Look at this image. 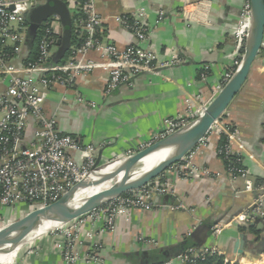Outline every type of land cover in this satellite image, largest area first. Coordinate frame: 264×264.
I'll return each mask as SVG.
<instances>
[{
  "label": "crops",
  "instance_id": "obj_1",
  "mask_svg": "<svg viewBox=\"0 0 264 264\" xmlns=\"http://www.w3.org/2000/svg\"><path fill=\"white\" fill-rule=\"evenodd\" d=\"M247 1L92 0L103 19L98 32L103 44L150 49L157 64L169 66L142 74L133 86L122 85L107 95L112 61L99 50L91 51L85 60L93 62V70L77 76L69 88L56 87L45 103L46 112L57 113L62 135L94 146L97 157L103 151V162L138 152L167 121L208 106L220 93L233 66L234 33ZM69 9L75 14L78 6L73 2ZM126 17L147 29V41H138L120 24ZM61 28L64 34L62 23ZM27 48L26 42L24 59ZM4 90L0 84V93ZM33 132L31 125L29 142ZM222 134L231 152L242 158L247 179L230 174L217 154ZM206 138L207 144L197 147L203 153L194 150L193 164L207 173L185 178L175 168L169 170L159 180L168 183L171 193L155 195L152 210L134 209L118 217L114 232H102L103 219L87 220L77 244V264H187L169 254L190 248H214L225 264H264V253L254 261L257 248L264 247V217L246 225L235 220L256 201L254 192L245 190L247 180L256 179V185L264 181V46L241 91ZM257 193L264 205L263 192ZM24 211L0 206V219L18 220ZM218 223L229 226L215 237L212 229ZM247 226L248 231H241ZM241 235L246 242L239 256L235 246ZM57 242L58 236L37 235L5 264H66ZM88 256L97 262H89Z\"/></svg>",
  "mask_w": 264,
  "mask_h": 264
},
{
  "label": "built area",
  "instance_id": "obj_2",
  "mask_svg": "<svg viewBox=\"0 0 264 264\" xmlns=\"http://www.w3.org/2000/svg\"><path fill=\"white\" fill-rule=\"evenodd\" d=\"M49 1L54 0H0V84L5 86V90L0 93V206L23 207L25 211L22 217L57 202L70 189L82 182L95 167L97 149L92 145H83L71 136L62 135L58 127L57 113L49 115L45 110L48 96L56 87L69 88L77 76L93 70V62L85 60L87 54L99 50L112 61L107 95L116 92L122 85L133 86L135 79L142 74L155 73L160 67L169 66L168 63L157 64V58L150 49L141 50L132 45L120 50L114 44H103L97 37L103 19L93 9L92 0H59L68 6L73 2L77 6L82 2L85 6L83 9L85 19L76 23V27L85 35V39L81 46L70 48L72 52L70 60L64 64L48 65L56 38H62L63 35L61 21L55 17L44 31L39 46L38 61L26 65L23 60V48L27 42L28 30L25 27L26 19L34 9ZM132 20L126 17L119 22L125 29L131 31L138 41H147L149 38L147 29ZM250 23L251 6L248 0L242 9L234 33L233 66L225 75L219 92L241 65ZM90 105L94 106L93 103ZM206 108L207 106L197 110L189 109L185 115L170 119L154 140L140 150L186 126L198 118ZM31 125L34 127V132L29 142L27 137ZM206 144L207 138L197 147ZM197 147L195 148L197 153H203L201 148ZM194 150L171 169L175 168L185 178H194L199 174L207 173L206 169L194 166ZM75 154L78 155L77 158L74 157ZM217 154L225 159L234 156L229 143L217 149ZM227 170L236 176L234 169ZM238 173V176L247 179L246 171L241 170ZM245 190L249 193L254 192L253 184L249 179ZM255 190L264 192V185L260 188L256 187ZM169 193L171 189L168 183L166 181L161 183L158 179L153 184L127 193L73 222L55 227L47 235L58 236L55 248L63 250L66 264H77L81 260L77 244L80 242L82 227L87 220L99 222L103 219L105 225L102 232H114L118 217L134 209L152 210L155 207L152 198L155 195ZM259 217H264V205L260 197L235 220L239 224L246 225ZM15 221L17 220L1 218L0 231ZM228 226V223L216 224L212 229L213 236L221 235ZM214 254L221 255L214 248L202 250L190 248L177 258L191 264L194 258L205 259ZM87 259L89 262H97L95 257L88 256Z\"/></svg>",
  "mask_w": 264,
  "mask_h": 264
},
{
  "label": "water",
  "instance_id": "obj_3",
  "mask_svg": "<svg viewBox=\"0 0 264 264\" xmlns=\"http://www.w3.org/2000/svg\"><path fill=\"white\" fill-rule=\"evenodd\" d=\"M249 2L251 6V23L241 65L205 111L198 118L165 139L132 155L103 162V151H100L91 173L82 182L70 189L61 199L47 207L28 213L0 231V264L12 257L15 258L26 244L37 236L35 232L45 222H55L57 224L42 234H48L55 227L68 224L92 211L100 209L127 193L153 184L156 179L180 163L209 135L214 125L222 118L241 91L254 62L259 57L264 46V0H249ZM51 17H58L61 21L64 34L57 44L62 45L63 51L68 50L71 46L72 14L69 6L63 1H49L34 9L29 15L31 23L29 31L31 34H36L38 28ZM170 149L175 150L174 154L156 167L146 172L132 175L109 190L84 199H76V195L81 189L85 188L89 182L101 176L108 169L127 172L128 168L139 164L148 156ZM251 182L255 198L259 199L260 195L255 190L256 179H251ZM245 242L246 237L241 235L235 246V252L239 256L243 255ZM181 253H183L182 250L178 252L172 251L169 255L177 258ZM263 253L264 247H258L254 261L256 262L257 258Z\"/></svg>",
  "mask_w": 264,
  "mask_h": 264
},
{
  "label": "trees",
  "instance_id": "obj_4",
  "mask_svg": "<svg viewBox=\"0 0 264 264\" xmlns=\"http://www.w3.org/2000/svg\"><path fill=\"white\" fill-rule=\"evenodd\" d=\"M84 4L78 3V10L75 14H72V24H73V28H72V37H71V47H79L82 45L84 39H85V35H83L81 33V30L76 27V23H79L80 21L85 19V14H84ZM55 17H51L48 20H46L37 30L36 34H31L30 30V19L29 17H27L26 22H25V27L28 29L27 30V43H28V48L29 49V53L28 56L24 59V63L27 65L28 63H36L39 59V55H40V42L42 37L44 36V31L46 29V26L48 24H50V22L54 19ZM133 21V20H132ZM97 37L100 38L99 33H97ZM61 40L60 38H56V42L54 45V48L52 50V56L50 58V60L48 61V65H55V64H64L66 63L68 60H70V58L72 57V52L71 49L69 48L68 50L63 51L62 50V45H58V41ZM229 143L228 137L225 136L224 134H222L220 136V141L218 144V148L224 147L225 145H227ZM224 164L225 167L227 169H234V173L236 174V176L239 175L238 171H245V169L243 168L242 165V158L239 156H232L230 159H225V157H221L219 156ZM162 176H160L158 179H160ZM156 179V180H158ZM155 180V181H156ZM162 183V182H161ZM264 185V181L260 180L256 187L260 188L261 186ZM250 228L249 226L247 227H243L241 228V231L246 232L248 231ZM185 252V251H184ZM183 252V253H184ZM225 257L218 255V254H214L211 256H207L205 259L202 258H194L192 259V263L191 264H225Z\"/></svg>",
  "mask_w": 264,
  "mask_h": 264
},
{
  "label": "bare ground",
  "instance_id": "obj_5",
  "mask_svg": "<svg viewBox=\"0 0 264 264\" xmlns=\"http://www.w3.org/2000/svg\"><path fill=\"white\" fill-rule=\"evenodd\" d=\"M175 150H164L157 152L151 156H148L147 158L143 159L139 164H136L132 166L131 168L127 169L126 171H116L115 169H108L106 172H104L101 176L96 178L95 180L89 182V184L81 189L77 195L76 199H84L93 195H96L102 191L109 190L113 188L114 186L120 184L121 182L125 181L132 175H136L142 172H146L169 157H171L174 154ZM94 188V189H92ZM92 189V190H91ZM94 190V191H93ZM57 223L55 222H45L36 232L35 235L42 234L46 232L51 227L55 226ZM14 259L12 257L9 260L4 261L2 264L9 263Z\"/></svg>",
  "mask_w": 264,
  "mask_h": 264
},
{
  "label": "rangeland",
  "instance_id": "obj_6",
  "mask_svg": "<svg viewBox=\"0 0 264 264\" xmlns=\"http://www.w3.org/2000/svg\"><path fill=\"white\" fill-rule=\"evenodd\" d=\"M92 189H94V188H92ZM92 189H91V190H92ZM93 191H94V190H93Z\"/></svg>",
  "mask_w": 264,
  "mask_h": 264
}]
</instances>
